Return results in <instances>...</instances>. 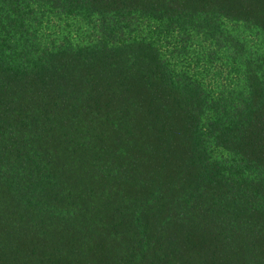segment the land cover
Here are the masks:
<instances>
[{
  "label": "trees",
  "instance_id": "1",
  "mask_svg": "<svg viewBox=\"0 0 264 264\" xmlns=\"http://www.w3.org/2000/svg\"><path fill=\"white\" fill-rule=\"evenodd\" d=\"M0 264H264V0H0Z\"/></svg>",
  "mask_w": 264,
  "mask_h": 264
}]
</instances>
